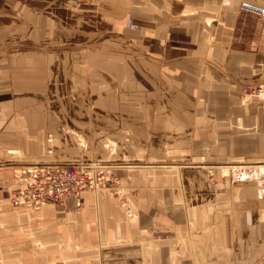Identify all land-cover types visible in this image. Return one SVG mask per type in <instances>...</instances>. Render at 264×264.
Instances as JSON below:
<instances>
[{"label": "crops", "instance_id": "1", "mask_svg": "<svg viewBox=\"0 0 264 264\" xmlns=\"http://www.w3.org/2000/svg\"><path fill=\"white\" fill-rule=\"evenodd\" d=\"M241 1L0 0V264H264V106L239 97L264 19L242 32ZM104 141L155 165L120 172L136 219L102 190L12 206L15 166Z\"/></svg>", "mask_w": 264, "mask_h": 264}, {"label": "built area", "instance_id": "2", "mask_svg": "<svg viewBox=\"0 0 264 264\" xmlns=\"http://www.w3.org/2000/svg\"><path fill=\"white\" fill-rule=\"evenodd\" d=\"M239 7L243 13L264 19L263 5L241 1ZM242 93L264 101V82L245 85ZM26 171L28 175L21 179V186L12 194V200L35 210L45 204L62 203L69 196L77 197L84 190L108 184V167L100 163H34Z\"/></svg>", "mask_w": 264, "mask_h": 264}, {"label": "rangeland", "instance_id": "3", "mask_svg": "<svg viewBox=\"0 0 264 264\" xmlns=\"http://www.w3.org/2000/svg\"><path fill=\"white\" fill-rule=\"evenodd\" d=\"M242 1H244V0H242ZM245 1L253 2V3H256L258 5H263L264 6V0H245ZM236 10L238 11L239 20L241 21L242 32H244L246 35H248L249 34V30H250L249 28H251L252 26H255L256 24L258 25V22L261 21L259 19H261V18L241 12L240 11V7L238 9V6H237ZM261 82H264V79L259 81V82H257V83H253V85L254 84H259ZM248 84L249 83L243 84L241 86L240 90H239V97L241 98V100L245 102V101H249V100H252V99H257L264 106V101L262 99L256 98V97H246V96L243 95L242 88L245 85H248ZM76 141H77L79 146L84 147L85 143H84V140H83V138L81 136H76ZM103 146L108 150V161L107 160H97L96 158L89 157L88 159L79 160V161H73V162H58V161H55V160L48 159L49 156H47L46 158H43L42 160H36V161H33V162H35V163L56 162V163H63V164H71V163H73V164H77V163H100V164L107 165V167H108V184L98 185V186H96L94 188H91L90 190H84L81 193H84V192H96V191H101V190L102 191H106V192H108V194L112 198H114L116 200V202L120 206H122L125 209V214H126L127 218L136 219L137 216H138L137 207L131 205L129 203V201H128L129 191L132 188H135L136 186L135 185L134 186H128L124 181H122V178L120 176L121 175L120 172L122 170H124V169L125 170H132V169H134V170H136V169L137 170L138 169L154 170L153 167H155V165L150 164V163L138 164V163H135V162H129V163H122V161L121 162L120 161H114L113 162V161L110 160V158H111V156H113L112 154L115 153L116 145L113 144L112 142L104 141ZM49 154H50V151H49L48 155ZM33 162H32V164H34ZM30 165H31V163L30 164H28V163H26V164L25 163H20L19 165L15 166V168H14L15 173H16L15 177L18 178V182L19 183H21V179L23 180V178L28 175L26 170L29 169ZM229 165H232V164H229ZM167 166H170V165H167ZM22 170H25V173H22ZM18 188L16 187L14 190H11V193H10V196H9V200H10L12 206L14 208H16V209L35 210V209L30 208V207H27L26 205L18 204L17 202L12 200V194L15 191H17ZM162 188H164V187L162 186ZM80 194L76 198H78L80 196ZM54 204H59V203H50V204H45V205H54ZM39 209H37V210H39Z\"/></svg>", "mask_w": 264, "mask_h": 264}, {"label": "bare ground", "instance_id": "4", "mask_svg": "<svg viewBox=\"0 0 264 264\" xmlns=\"http://www.w3.org/2000/svg\"><path fill=\"white\" fill-rule=\"evenodd\" d=\"M245 1V0H244ZM249 2V1H248Z\"/></svg>", "mask_w": 264, "mask_h": 264}]
</instances>
